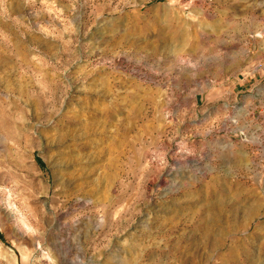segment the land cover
Masks as SVG:
<instances>
[{
    "label": "rangeland",
    "instance_id": "rangeland-1",
    "mask_svg": "<svg viewBox=\"0 0 264 264\" xmlns=\"http://www.w3.org/2000/svg\"><path fill=\"white\" fill-rule=\"evenodd\" d=\"M0 264H264V0H0Z\"/></svg>",
    "mask_w": 264,
    "mask_h": 264
}]
</instances>
